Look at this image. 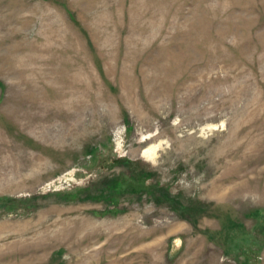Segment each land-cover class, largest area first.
Masks as SVG:
<instances>
[{"label": "rangeland", "instance_id": "obj_1", "mask_svg": "<svg viewBox=\"0 0 264 264\" xmlns=\"http://www.w3.org/2000/svg\"><path fill=\"white\" fill-rule=\"evenodd\" d=\"M0 264H264V0H0Z\"/></svg>", "mask_w": 264, "mask_h": 264}]
</instances>
